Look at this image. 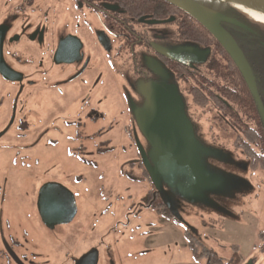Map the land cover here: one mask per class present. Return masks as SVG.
Returning <instances> with one entry per match:
<instances>
[{"label": "rangeland", "instance_id": "374dc122", "mask_svg": "<svg viewBox=\"0 0 264 264\" xmlns=\"http://www.w3.org/2000/svg\"><path fill=\"white\" fill-rule=\"evenodd\" d=\"M36 1L38 9L46 8L47 2ZM54 4L52 11L45 13L50 15ZM64 5L59 3L58 9ZM70 8L80 10L68 0L66 7L58 11V25L70 18V13L63 12ZM84 14L88 21L82 20V24L91 28L95 19ZM74 27L71 26L73 31ZM88 34L87 31L83 38L90 49L88 55L92 60L98 59L91 66L97 67L99 80L97 88L90 86L83 96L88 94L89 99L100 100L101 120L83 128L42 121L39 131L44 134L47 127L50 131L33 150L26 152H35L38 166L17 163L18 166L11 167L9 162L19 143L10 144L13 139L2 141L0 185H6L3 203L0 194L3 228H9L16 236L25 231L34 244L41 245L42 252L33 257V264H72L100 238L106 264H207L205 258L193 256L186 231L200 242L197 252L205 246L224 261L236 252L241 264L248 260L264 264V249L260 248L263 242L259 239V232H264V172L249 168L245 156L233 145L234 129L218 119L214 110L195 107L188 84L173 81L170 70L163 79V87L179 97L191 121L196 162L206 179L181 192L165 189L180 217L178 221L143 207L153 186L139 164L138 147L144 150L152 166H157L159 160L139 129L130 123L140 109L128 83V67L111 60L112 53L104 52L101 61L104 54ZM53 126L57 128L55 133H51ZM16 134L14 131L10 137ZM44 176L72 191L78 206L71 225L79 228L77 233L71 235L73 230L68 236L61 235L52 244H45L51 241L42 237L43 229L33 204ZM77 240L83 243L82 248L79 242L74 244ZM0 264H7L2 257Z\"/></svg>", "mask_w": 264, "mask_h": 264}, {"label": "flooded vegetation", "instance_id": "af4514ba", "mask_svg": "<svg viewBox=\"0 0 264 264\" xmlns=\"http://www.w3.org/2000/svg\"><path fill=\"white\" fill-rule=\"evenodd\" d=\"M41 1L47 2L44 10L38 9L36 0L2 1L0 35H2L3 67L0 66V145L4 139H13L10 144L19 143L13 152V159L9 162L11 167L18 166L17 163L38 166L39 157L35 156V152H26L33 150L44 138L42 136H46L45 134L50 131L48 127L43 129L44 134L39 131L42 121L48 119L46 122L48 124L58 121L60 126L76 125L78 128H83L87 124H96L101 120L100 100L89 99L88 94L83 96L90 86L94 87L93 90L96 89L99 80L96 78L97 67L91 66L92 62L98 59L93 57L92 60V56L88 55L90 49L86 47L88 43L83 38L87 31L90 33L88 36L92 35L94 46L98 47L100 53H112L111 60L119 61L128 67L129 80L125 79L131 84V91L134 92L140 111L147 107L144 96L145 87L154 83L165 90L162 82L169 70L174 76L173 81L188 84V93L191 87L202 86V77H205V60L211 51L214 54L217 50L215 45L201 44L187 39L189 32L186 26L190 23L197 25L199 22L192 16L187 18L183 10L165 0H70L72 6L75 5L76 9L80 10H74V8L63 10L66 15L70 13V18H66L60 25H58V11L66 7L68 0ZM191 1L199 5L203 3V0ZM59 3H64V7L58 9ZM52 4H54L53 12L49 15ZM29 5L31 7L26 9ZM45 11L49 12L45 13ZM83 12L89 13L95 19L96 23L93 22L94 25L91 24V28H88V25L83 26L82 20L88 21V17ZM79 17L83 18L80 22H76L75 20ZM218 24L230 35L228 23L219 20ZM71 26H75L74 31ZM230 37L232 38L231 35ZM60 44L64 45V49L56 55ZM236 45L248 64L242 49L238 44ZM104 58L105 54L99 59L103 61ZM230 59L232 60L231 57ZM111 60L108 55V61L112 62ZM218 70L221 71V68ZM238 72L240 73L239 70ZM240 75L250 89L246 79L241 73ZM250 75L262 105L260 94H264V83L257 82L252 73ZM228 82H230L229 79L215 78L208 89L215 97H219L221 96L219 88ZM220 108L213 104L210 106V109L216 113L225 112V109ZM137 116L130 123L138 128ZM228 125L232 127L229 122ZM14 131L17 134L12 138L10 136ZM56 131V126H53L51 133ZM141 137L146 142L142 134ZM49 141L53 142L52 139ZM2 149L0 146V152ZM139 164L143 166L141 159ZM146 175L151 181L148 173ZM46 178L44 176V180L39 185L33 204L37 220L43 229L42 237L46 240L47 236L51 241H46L45 244H52L61 235L68 236L73 230L75 231L71 235L77 233L79 228L77 230L71 225L77 217L78 206L72 191ZM6 183L7 180H5ZM46 183H58L72 194L76 212L68 223H54L52 227H48L42 222L38 211V200L40 189ZM152 186L151 194L150 196L148 194L143 207L153 208L156 213L165 216V213L159 211V209L168 211L162 203L159 191L160 189L165 191L168 188L164 183H161L159 187L152 183ZM5 189L6 185H0L2 203L5 200ZM53 194L60 196L61 192L55 191ZM49 197L54 204L53 197ZM101 241L100 238L95 245L84 249L72 264H75L83 255L94 251L97 254L96 264H106V254L104 255ZM78 242L82 248L81 241L77 240L74 244ZM40 247L39 243L36 245L30 240L25 231H19L16 236L9 231V228L4 229L0 218V257L4 258L7 264H33V257L41 254ZM193 256L200 259L197 254ZM248 261L254 264V260Z\"/></svg>", "mask_w": 264, "mask_h": 264}, {"label": "water", "instance_id": "95a60500", "mask_svg": "<svg viewBox=\"0 0 264 264\" xmlns=\"http://www.w3.org/2000/svg\"><path fill=\"white\" fill-rule=\"evenodd\" d=\"M165 1L192 16L222 45L249 84L264 122V109L255 91L247 63L234 40L218 24L219 20H228L221 18L191 0ZM244 1L264 10V0ZM63 49L64 45L60 44L56 55ZM1 51L2 35H0V66L3 67ZM144 96L147 101V107L138 113L137 126L150 148L156 154L159 160L158 165L152 166L144 150L141 147H138V150L144 169L147 171L151 182L158 187L161 183H164L168 189L181 192L191 185L204 181L206 177L202 174L196 162V142L193 127L182 108L179 97L154 83H150L145 87ZM55 191L61 192V195L53 194ZM159 195L169 213L179 220L180 217L168 194L160 189ZM49 196L53 197L54 204L51 203L53 201ZM38 211L42 222L46 226L52 227L54 223L65 224L71 221L75 215L76 208L73 196L66 188L58 183H46L39 192ZM96 263L97 254L94 251L80 257L75 264ZM246 264H252V262L248 261Z\"/></svg>", "mask_w": 264, "mask_h": 264}, {"label": "trees", "instance_id": "16d2710c", "mask_svg": "<svg viewBox=\"0 0 264 264\" xmlns=\"http://www.w3.org/2000/svg\"><path fill=\"white\" fill-rule=\"evenodd\" d=\"M200 5L228 20L222 21L230 25L229 33L242 49L250 73L254 75L257 82L264 83V24L252 20L248 15L221 0H203ZM186 16L191 17L189 14ZM186 28L189 32L187 39L201 44L215 45L217 49L214 54L211 51L205 60V77H202V86H193L189 89L192 104L200 109H210L212 104L225 109V112L217 113V118L225 124L229 122L233 127L234 147L245 156L252 171L264 172V122L252 92L222 45L201 23L197 25L190 23ZM219 68L221 71L218 70ZM215 78L230 80L219 88L221 92L219 97H215L208 89ZM260 97L264 108V94H260ZM144 172H146L145 169ZM150 194L151 192L149 196ZM159 211L165 213L164 215L168 218L178 221L168 211L164 209ZM185 234L192 254L209 260V264H241V258L236 252L228 261L220 259L205 246H201L200 252H197V245L200 242L188 231ZM259 239L263 242L260 247L263 250L264 232H259Z\"/></svg>", "mask_w": 264, "mask_h": 264}, {"label": "bare ground", "instance_id": "6f19581e", "mask_svg": "<svg viewBox=\"0 0 264 264\" xmlns=\"http://www.w3.org/2000/svg\"><path fill=\"white\" fill-rule=\"evenodd\" d=\"M235 6L236 9L248 15L252 20L264 24V10L255 7L244 0H225Z\"/></svg>", "mask_w": 264, "mask_h": 264}]
</instances>
